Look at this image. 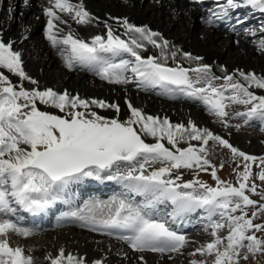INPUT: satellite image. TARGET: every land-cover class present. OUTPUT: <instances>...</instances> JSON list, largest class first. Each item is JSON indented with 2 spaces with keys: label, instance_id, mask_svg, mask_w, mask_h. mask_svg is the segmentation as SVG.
Here are the masks:
<instances>
[{
  "label": "snow or ice",
  "instance_id": "6c2138e0",
  "mask_svg": "<svg viewBox=\"0 0 264 264\" xmlns=\"http://www.w3.org/2000/svg\"><path fill=\"white\" fill-rule=\"evenodd\" d=\"M48 2L50 6L43 9L45 35L70 71L86 70L108 83H131L140 90H157L158 95L170 99L198 101L225 128H240L230 120H242L245 125L257 121L264 131V94L250 90H264V76L243 71L216 76L211 66L203 63L185 68L176 62L178 54L188 61L202 58L178 52L175 46L170 49L169 41L160 33L137 27L127 19L117 21L125 29L124 35L130 37L127 41L106 21V33L88 41L60 15L66 14L79 25L93 22L96 18L82 0ZM248 6L264 13V0H217L205 22L211 25L213 18L230 17L231 10ZM57 22L68 26L66 33ZM237 23H242L239 18ZM259 31L264 33V24ZM252 34H256L255 29ZM147 44L159 49L160 55H142ZM259 47L264 49V38ZM169 56L172 66H168ZM22 63L13 42L0 38V70L6 69L35 86L25 89L0 71V264H34L33 257L26 256L21 247L10 246L8 234L34 235V229L24 226L21 213L47 216L57 206L65 209L56 217L58 225L75 224L121 241L134 252L181 253L189 240L176 226L196 222L204 231L210 230L211 240L189 255L212 257L211 264H240L249 255H264V223L254 222L264 217V188L257 192L255 183H245L253 176L255 161L259 169L255 178L264 183V156L240 151L191 119L186 125L172 124L166 117L147 115L126 101L130 115L121 120L119 106L114 103L87 100L50 87L41 90ZM221 80L223 83L218 84ZM37 102L63 115L41 110ZM93 105L112 108L116 116H101ZM231 105L243 106V110L230 113L226 109ZM142 136L152 137L153 142H145ZM164 140L170 147L162 143ZM209 141L230 151L236 162L233 171L238 186L217 176V166L207 158L205 146ZM181 168L193 169V178L184 180ZM195 170H210L215 186L197 178ZM88 180L114 182L120 190L107 200L89 199L81 204L75 186ZM246 190L260 200L251 199ZM222 230H226L225 235L220 234ZM117 254L127 258L122 251ZM46 259L50 264H89L84 256L69 253L65 257L63 248L57 257ZM90 264H102V259ZM189 264L208 261L192 259Z\"/></svg>",
  "mask_w": 264,
  "mask_h": 264
},
{
  "label": "bare ground",
  "instance_id": "6f19581e",
  "mask_svg": "<svg viewBox=\"0 0 264 264\" xmlns=\"http://www.w3.org/2000/svg\"><path fill=\"white\" fill-rule=\"evenodd\" d=\"M141 1H146V4H141ZM71 2L80 3L81 0H71ZM82 2L90 15L96 18L93 22L79 25L70 20L66 14L60 13V15L69 21L72 30L78 36L88 41L94 35H104L106 33L107 30L103 23L105 21L113 27L116 34H120L121 38L127 41L130 37L124 35L125 29L118 26L117 23L118 20L127 19L129 23L137 27L146 26L151 31L160 33L165 40L169 41L170 49L175 46L178 52H187L194 57L202 58L200 61H188L178 54L176 62L185 68H194L197 64L203 63L210 65L212 71L219 76H222L225 71L229 75L243 71L245 73L253 72L257 76H264V53L261 54L259 50L251 47L252 41L260 43L261 35H264L259 31L260 26L264 24V20L258 21L259 17L264 16V13L252 9L250 6L231 10V18H242L240 19L242 24L232 28L230 22L228 23V19H226L227 17L218 20L213 18L214 22L211 25L205 22L210 11L214 10L217 0H195V2L194 0H82ZM219 2H223V0H219ZM49 6L48 0H27L26 3L25 0H0V38H3L5 42L9 40L13 42L14 50L21 53L24 69L26 67V72L39 82V86L48 85L53 88L69 90L73 95L81 94L83 96V92H86L87 95L94 93L100 99H104L105 102L110 101L111 104L118 105L120 119H125L130 114L127 101L133 107L142 109L143 113L161 119L166 117L173 124L180 121L187 122L191 119L197 126L213 130L214 125L212 122H215V118H212V115L208 113L206 108L201 107L198 101L189 100L185 102L180 101L178 98L170 99L158 95L157 92L140 90L131 83H108L86 70L73 69L70 71L62 64L63 60L58 55L59 50L54 51L53 47L50 48L48 43L41 39L42 35H39V28L43 27V30H45L47 27V18L43 9ZM10 7L11 11H8ZM15 11L23 12V19L20 18L18 22L19 28L16 35L14 34L15 27L9 20V14ZM32 15L38 17L36 18L37 21L30 19L29 25L33 24L31 25L33 34L30 36L29 31L31 29H28L27 26L24 34L21 33V24H24L22 21H27ZM14 23H17L16 20ZM57 24L58 27L68 29L67 25L58 22ZM234 28L236 30H233ZM244 28H248L249 31H244ZM253 29L256 30L255 35L252 34ZM150 54L159 56L160 50L153 48L151 44H147L146 51L142 55L147 56ZM61 64L63 69L60 68L57 72L59 76L46 72L48 71L47 67L56 69ZM168 66H172L170 56ZM2 71L7 73L6 69H2ZM7 74L16 80H20L13 74ZM241 82L243 83L242 80ZM250 90L264 94V90L256 88H250ZM42 106L46 107L45 105ZM100 110V113L108 114L110 117L116 116V112L112 108H101ZM114 185H116L114 182L101 184L98 181L88 180L75 186V190L82 192L86 197L89 196L85 197L86 200H107L114 194H110L109 197H103V194L111 190ZM90 186H93V189H99V193L93 189H88ZM100 186H103V192ZM79 203L82 204L83 201ZM50 214H52V211ZM182 225L185 227L183 233H193L194 231L186 229L200 226L201 223L194 222ZM65 226H73L77 229V232L86 233L85 228L75 224H65ZM34 231V235L41 232ZM86 234L90 237H100L89 233V231ZM34 235L25 238L11 232L8 234L10 246L21 247L27 255L33 257L34 264H47L50 259H46V257H57L61 248L64 249L65 257H67L68 251H71L74 256H84L89 263L96 259H102V264H153L155 261L152 254H161L150 251L134 252L126 244L117 245L115 241L111 240L98 245V243L91 242L90 237L88 239L81 235L71 237V233L63 234L58 229L50 226L42 239L41 236ZM68 241H72L73 245H68ZM61 242H63V245ZM93 246L99 252H92ZM118 251L126 253L127 258L118 255ZM164 254L168 255L170 253H163L162 255ZM141 256L143 257L142 261L138 259ZM182 258H175L174 263L185 264L186 262Z\"/></svg>",
  "mask_w": 264,
  "mask_h": 264
},
{
  "label": "rangeland",
  "instance_id": "374dc122",
  "mask_svg": "<svg viewBox=\"0 0 264 264\" xmlns=\"http://www.w3.org/2000/svg\"><path fill=\"white\" fill-rule=\"evenodd\" d=\"M145 3L146 1H141V4ZM11 5V4H10ZM11 8V7H10ZM9 11V8H8ZM23 12L22 11H15L11 14H9V20L11 22V24L13 25V27H15V31L14 34L16 35L18 32V28H19V20L20 18L23 19L22 17ZM38 16H33L31 18H29L27 21H22L24 24H21L22 27V31L21 33L24 34L25 31V27L27 26V28L31 29L29 31V34L31 36V34H33L31 25H33L31 23L30 24V19L32 21H37ZM237 18L242 19L240 17H236L235 19L230 20V24L235 26L237 24ZM16 20L17 23H14V21ZM26 20V19H25ZM17 28V30H16ZM37 30V29H36ZM65 33L67 32L68 29H65ZM36 32V31H35ZM39 35H42L41 39L45 42L48 43V45L50 46V48L52 47V45L50 44V42L46 41L47 37L45 35V32L43 30V27L39 28ZM262 38H264V35H261ZM46 37V39H45ZM259 42H253L251 43V47H253L256 50H259V53L261 52V54L264 53V49H261L259 47ZM54 51H56V49L58 48H52ZM58 55L61 56L58 52ZM64 64V62L62 63ZM62 64L59 66V68H53V67H47L48 73H54L57 74V72H59L60 68L61 70L62 68ZM22 67L24 68V66L22 65ZM26 71V67L24 69ZM2 71V70H0ZM4 72V71H3ZM5 74H7L6 72H4ZM27 73V72H26ZM214 73V72H213ZM28 74V73H27ZM216 76H219L218 74L214 73ZM8 75V74H7ZM190 75H192V73H190ZM10 80L13 81L16 85H20L22 84L25 89H31L32 87H35L34 85L30 84L29 81L24 80V81H20V80H16L13 77H11L10 75H8ZM57 76H59L57 74ZM217 83H223V81H217ZM242 83V82H241ZM110 86V85H109ZM46 87H50L48 85H42L40 86V89L43 90ZM52 89H54L57 92H64L67 91L68 93L72 94L73 93L69 90H64V89H59V88H53L50 87ZM252 91V90H251ZM256 94H260L258 91H253ZM83 96L81 94H77L79 95L81 98L87 99V100H91V99H100V97L96 96L94 93H90L87 95L86 92H83ZM186 99V98H183ZM100 100H104V99H100ZM188 99H186L187 101ZM106 103L111 104L110 101H107ZM187 104V103H185ZM201 104V105H200ZM200 106H202V103L200 102ZM37 106L41 109V110H46L51 114H56V115H63V113H61L58 109L53 108V107H43L42 105H40L39 103H37ZM93 108L94 111L97 112V114L104 116V117H108L111 118L108 114H104V113H100L101 112V108L96 107V106H91ZM205 108V106H204ZM227 111H229L230 113L232 111H236V110H243V106L240 105H231L229 108L226 109ZM130 115V114H129ZM212 118H215V122H212V124L214 125L213 131L215 134L220 135L222 138L226 139L229 141V143H231L234 147L238 148L240 151L245 152L246 154H250V155H254V156H264V131L260 130V126L259 123L257 121H252L250 122V125H245L243 123L242 120H230L229 123L231 125H235L237 123L240 124V128L237 129L235 127H229V128H225L223 126V124H221L217 118L212 115ZM124 118H121V120H123ZM210 120V119H209ZM172 123V122H171ZM179 123H184L185 125L187 124L186 121H180ZM173 124V123H172ZM242 124V125H241ZM217 127V128H216ZM143 139H145V142H153V138L151 137H144L142 136ZM162 143L165 144V146L170 147L169 145H167V141L164 140L162 141ZM191 143L198 145L197 141H192ZM180 146H186L184 144H181ZM206 149L208 150V156L207 158L210 160V162L214 165L217 166V176L222 180V181H228L231 182L234 186H238L236 184V175L235 172L233 171L234 168H236V162L232 160L231 158V153L228 149L223 148L221 146H219L218 144H213V142L209 141V144L205 146ZM221 163H223V167H220ZM257 163L258 161H255L252 163V173L253 176L250 178L249 182H245L246 184H250V183H255L257 185V192H259L261 190V188H264V183H262L259 179L255 178V173L259 170L257 168ZM240 170L242 169V164L240 167ZM179 171H181L183 173V179L184 180H190L193 178V174H194V170L193 169H179ZM198 172V177L199 179H202L204 181H206L208 184L215 186V181L212 179L211 175H210V170L208 172L205 171H199V170H195ZM246 194L250 196L251 199L259 201L260 198L258 195H254L250 192H247L246 190ZM254 222L256 223H264V217H261L257 220H255ZM202 225V224H201ZM195 226L194 228V232L193 233H188L185 234L186 235V239L189 240V244H187L182 250L181 253H183L181 255V253H170L168 255H162V254H152V256L154 257V263L153 264H175V258H180L183 257L182 260H185V264H189V261H191L192 259H206L208 261V264H211V260L212 257H202L200 256V254H196L195 256L189 255V253H192L195 248L199 247L201 244L206 243L208 241L211 240V236L209 235V232H206L203 230V225L202 226ZM176 227L182 228V226L177 225ZM193 229V228H192ZM77 229L75 227H61L58 228V231H60L63 234H69L71 233V237H78V236H83L85 238H89L90 236H88L86 233L83 234L81 232H77ZM44 233H47V231H43L41 233H38L37 235L34 236H41V239L44 237ZM43 234V235H42ZM221 235H225L226 234V230H222ZM256 235L258 237L261 236V233L257 232ZM91 238V242H95L101 244L104 242H108V240L106 238L103 237H90ZM9 240V239H8ZM25 240V239H24ZM54 240V239H53ZM10 242V241H9ZM68 245L72 246L73 242L72 241H68L67 242ZM61 244L63 245V242H61ZM103 246V245H102ZM92 252H99L98 249H96L94 246L91 249ZM71 253V251H68V254ZM24 254L27 256V253L24 252ZM168 258H167V257ZM180 256V257H179ZM165 257V258H164ZM171 257V258H169ZM166 259V260H165ZM47 264H50V261H48ZM90 264V263H89ZM240 264H264V255L257 253L256 256L253 258L251 255H249L247 260H240Z\"/></svg>",
  "mask_w": 264,
  "mask_h": 264
}]
</instances>
